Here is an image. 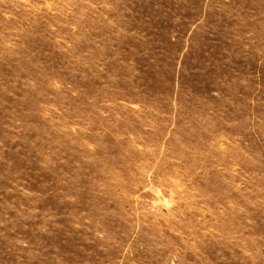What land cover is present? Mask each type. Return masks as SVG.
<instances>
[{
    "label": "rangeland",
    "instance_id": "1",
    "mask_svg": "<svg viewBox=\"0 0 264 264\" xmlns=\"http://www.w3.org/2000/svg\"><path fill=\"white\" fill-rule=\"evenodd\" d=\"M0 264H264V0H0Z\"/></svg>",
    "mask_w": 264,
    "mask_h": 264
}]
</instances>
